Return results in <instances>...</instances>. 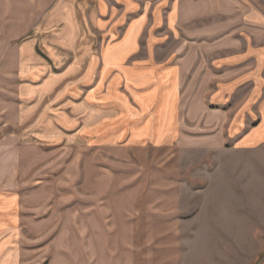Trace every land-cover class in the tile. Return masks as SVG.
I'll use <instances>...</instances> for the list:
<instances>
[{"label":"crops","instance_id":"crops-1","mask_svg":"<svg viewBox=\"0 0 264 264\" xmlns=\"http://www.w3.org/2000/svg\"><path fill=\"white\" fill-rule=\"evenodd\" d=\"M11 118L18 144L0 148L18 153L15 168L0 162V264H70L58 257L72 227L78 264H119L112 210L97 209L98 223L82 205L73 222L24 215L21 181L50 179L36 169L58 162L37 153L71 134L79 147L123 143L114 153L175 141L205 153L190 156L191 183L148 189L158 203L143 199L138 218L128 205L126 264L136 243L140 264H264L262 0H0V129ZM110 217L116 235L104 230Z\"/></svg>","mask_w":264,"mask_h":264},{"label":"rangeland","instance_id":"rangeland-1","mask_svg":"<svg viewBox=\"0 0 264 264\" xmlns=\"http://www.w3.org/2000/svg\"><path fill=\"white\" fill-rule=\"evenodd\" d=\"M262 2L264 6V0ZM6 38L13 39L7 36ZM7 86L11 93H9L10 98H8L7 103L10 107H13V103H16L17 100L15 99L16 96L11 92L13 91L12 82L8 81ZM10 109L12 108H8V112L11 113ZM13 120L16 121L15 118H11L7 121L5 129H0V141L6 140L4 142H7L8 145L18 144V123L14 125L15 122L12 123ZM27 134L29 135V132ZM44 134L47 135L49 133L44 132ZM69 137H71V140L63 143H69V146L61 144L58 148L37 153L39 156L47 155L48 157L45 159L58 162L54 164H39L36 169V172H44L50 179H27L21 181V184L27 187L25 190L26 194L23 196V201L27 204L24 215L26 219L66 220L73 222L78 221L79 207L82 205L86 206L88 220L91 218L94 221L97 209L103 211L112 210V214L118 216V246L120 248L118 263L126 264V215L128 205L134 204L135 208H140V211L139 209L135 211L136 218H138L141 215L143 199H147V202L153 204L158 203L159 196L157 192L155 195L144 196V194L148 193V189L175 187L177 182L180 184L182 178L184 181L186 180L185 182L191 183V168L193 165L190 161V156L192 154L204 155L205 153H192V149L187 144L175 141L159 147H152L147 144L146 148H143L141 152H130L129 155L126 149H120L118 153H114L113 146L121 147L123 143H107L109 140L107 137L106 139L104 138L101 145L88 144L83 147H79L78 140L74 135L71 134ZM17 153L18 147L15 146H8L6 149L0 148V162L6 156V167L12 166L15 168L13 157ZM82 158L86 159V163L80 162ZM27 167L29 165L26 164L18 166L23 171H28L29 168ZM84 173L86 181L83 178ZM45 174H40V176ZM176 174L177 176H175ZM165 180H168L167 183L169 184L165 185ZM33 209L43 210L37 213L33 212ZM100 220L102 219L100 218ZM100 220L94 222H101ZM104 228L107 235H111V233L116 235V218L110 217ZM22 230L27 243L23 246L30 247V233L25 229ZM70 230V249L58 258L61 262L68 263L69 259L70 264H78V229L72 227ZM93 241H95L94 238ZM262 246L264 248V245ZM31 252L36 253L32 250ZM201 252L205 251L202 250ZM141 256L142 246L136 243L135 264L142 262ZM202 257H205V255ZM138 259L140 260L138 261ZM55 260L56 262L58 261L57 257Z\"/></svg>","mask_w":264,"mask_h":264}]
</instances>
